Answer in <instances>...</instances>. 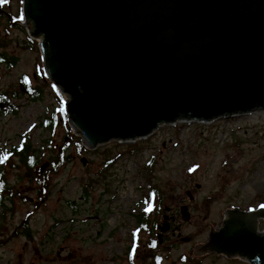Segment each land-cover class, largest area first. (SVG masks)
I'll return each mask as SVG.
<instances>
[{
	"label": "rangeland",
	"instance_id": "1",
	"mask_svg": "<svg viewBox=\"0 0 264 264\" xmlns=\"http://www.w3.org/2000/svg\"><path fill=\"white\" fill-rule=\"evenodd\" d=\"M12 1L17 9L18 0ZM11 35L15 39L0 30V45L6 48L0 52L15 60L13 67L0 64V90L16 89L18 78L26 75L42 92L39 98L19 93L14 100L17 112L0 114V157L29 133L31 145L45 161L54 154L51 146L56 148L47 147V142L58 146L63 136V128L55 125L52 129L45 121L55 112L58 115L59 104L43 79L31 78L39 52L26 46V32L14 29ZM253 116L257 118V113L250 116L256 119ZM258 116L254 122L249 114L203 123L179 122L174 127H160L159 134L145 139L111 141L80 155L74 153L53 176L50 192L42 201L36 188L20 176V169L6 165L8 184L19 188L23 198H8L7 207L0 208L1 237L6 239L0 246V264H130L126 250L134 252L130 244L141 206L138 201L149 186L160 191L163 208L168 205L178 210L181 201L187 200L186 189L193 195L188 204L190 219H176L181 235L191 238L169 239L159 264H248L220 255L197 259L193 250L206 239L210 227L220 226L230 205L247 209L264 204V113ZM152 155V173H148L144 162ZM112 156L113 165L104 168V161ZM194 162L196 167L189 172ZM28 211L32 212V238L12 237ZM142 237L145 235L138 233ZM138 252L133 259L136 264H149L147 247L141 244ZM181 255H187L186 262Z\"/></svg>",
	"mask_w": 264,
	"mask_h": 264
},
{
	"label": "water",
	"instance_id": "2",
	"mask_svg": "<svg viewBox=\"0 0 264 264\" xmlns=\"http://www.w3.org/2000/svg\"><path fill=\"white\" fill-rule=\"evenodd\" d=\"M23 7L88 147L182 118L264 109V0H24ZM246 216L247 226L228 223L213 239L264 264L257 228L264 209Z\"/></svg>",
	"mask_w": 264,
	"mask_h": 264
},
{
	"label": "trees",
	"instance_id": "3",
	"mask_svg": "<svg viewBox=\"0 0 264 264\" xmlns=\"http://www.w3.org/2000/svg\"><path fill=\"white\" fill-rule=\"evenodd\" d=\"M67 136V139L69 141V138H72V134L71 133H67L66 134ZM31 151H34L32 149H30V145L27 144L23 147V149L21 150L20 153H18V156H19V159H20V162H22L25 166H27L29 168V166L31 165L30 164V161H34L36 159V155L33 154V155H28L31 153ZM27 158V160H26ZM68 160V157L64 156L63 154V151H61L57 156L53 157L52 158V164H51V167L46 170L47 172H45V174L43 175H39V174H36V175H32L31 174V180L35 179L37 181V185L39 187V190H40V195L44 192L47 191L48 189V184H49V179H50V175H49V172H55L56 170H58L66 161ZM26 167V168H27ZM31 173V172H30ZM7 195L6 193V189L4 188L2 182H0V204L2 203V200L3 198ZM20 228L23 230V232L26 233H29V227H28V222L27 220H24L22 222V224L20 225ZM18 231V230H17ZM152 236V239H154L152 242L155 243L156 239L153 235ZM3 241H0V244L2 243Z\"/></svg>",
	"mask_w": 264,
	"mask_h": 264
},
{
	"label": "flooded vegetation",
	"instance_id": "4",
	"mask_svg": "<svg viewBox=\"0 0 264 264\" xmlns=\"http://www.w3.org/2000/svg\"><path fill=\"white\" fill-rule=\"evenodd\" d=\"M0 5L2 6V13H0V20H6L12 22L14 18H11V14L4 8V3L0 0Z\"/></svg>",
	"mask_w": 264,
	"mask_h": 264
},
{
	"label": "snow or ice",
	"instance_id": "5",
	"mask_svg": "<svg viewBox=\"0 0 264 264\" xmlns=\"http://www.w3.org/2000/svg\"><path fill=\"white\" fill-rule=\"evenodd\" d=\"M4 159H7V156L4 155L3 157H0V162H3ZM193 169H189V171H192Z\"/></svg>",
	"mask_w": 264,
	"mask_h": 264
},
{
	"label": "bare ground",
	"instance_id": "6",
	"mask_svg": "<svg viewBox=\"0 0 264 264\" xmlns=\"http://www.w3.org/2000/svg\"><path fill=\"white\" fill-rule=\"evenodd\" d=\"M256 113H258V112H254V113H252V114H256ZM253 117H255V118H256V116H253Z\"/></svg>",
	"mask_w": 264,
	"mask_h": 264
}]
</instances>
